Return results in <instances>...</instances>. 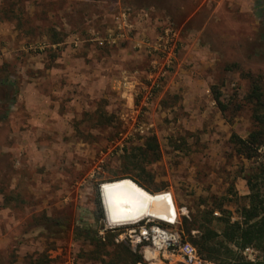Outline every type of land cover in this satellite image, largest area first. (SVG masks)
<instances>
[{"label": "rangeland", "instance_id": "374dc122", "mask_svg": "<svg viewBox=\"0 0 264 264\" xmlns=\"http://www.w3.org/2000/svg\"><path fill=\"white\" fill-rule=\"evenodd\" d=\"M127 9L132 28L110 41L115 15ZM259 22L255 0H0V264H98L81 257L72 228L104 234L103 224L126 240L131 223L108 221L99 186L122 177L125 147L150 141L158 158L142 180L152 194H170L176 222L168 228L181 242L190 243L182 227L212 201L236 219L247 176L264 161V146L248 159L230 142L253 128L244 98L248 73L264 75V57L251 49ZM168 25L178 37L166 64L144 44ZM69 216L62 227L48 219ZM136 247L137 264H184L162 251L147 258V242Z\"/></svg>", "mask_w": 264, "mask_h": 264}, {"label": "trees", "instance_id": "16d2710c", "mask_svg": "<svg viewBox=\"0 0 264 264\" xmlns=\"http://www.w3.org/2000/svg\"><path fill=\"white\" fill-rule=\"evenodd\" d=\"M255 13L259 18V27L251 49L259 57H264V0H255ZM60 38H54L52 43H59ZM250 88L245 95L252 112L253 128L246 137L236 133L230 136L235 152L245 158H256L259 149L264 146V75L248 73ZM213 98L220 109L224 111L227 105L220 100V94L211 88ZM157 146L153 142H146L137 147H125L123 149L121 164L122 177L128 178L140 187L149 191L142 180L141 172L146 170L147 164L158 158ZM153 156V157H152ZM257 171L252 176H247L249 193L247 202L238 210L236 219H232L231 211L224 208V201H212L210 207L204 208L194 217V221L188 222L182 227L183 235L196 249L197 256L214 264H264V161L256 167ZM115 178L109 181H113ZM97 217H104L101 199L97 198ZM219 215H214V213ZM56 224L69 225L70 216L66 222L62 218H48ZM104 234H99L98 228L90 224L77 223L72 228L75 239L82 240L80 245L81 257L98 264H137L143 262V256L138 251V246L132 248L128 240L115 241V233L112 229L105 228ZM192 230H197L192 234ZM246 249L257 252L254 259L244 254ZM46 260L37 259L29 264H46Z\"/></svg>", "mask_w": 264, "mask_h": 264}, {"label": "built area", "instance_id": "2783aa9c", "mask_svg": "<svg viewBox=\"0 0 264 264\" xmlns=\"http://www.w3.org/2000/svg\"><path fill=\"white\" fill-rule=\"evenodd\" d=\"M133 14L129 9L119 11L115 15V32L114 35H109L110 41L115 39H125L128 32L132 28ZM178 34L176 30L168 25L156 35L153 43L146 41L145 50L149 54L159 53L162 56V60L167 64L175 53L177 46ZM102 43V42H100ZM156 60L153 61V67L155 68ZM160 74V68L158 71ZM153 73L150 72V77H153ZM119 83H129L127 76L120 78ZM170 195V194H169ZM216 213V212H215ZM176 222V213L172 222H166L163 220H154V218H143L137 222L131 223V226L125 228L123 234L124 238L129 241L132 246H136L141 242L148 243V249L153 252L162 251L170 255H178L182 263L184 264H198L200 262L199 257L196 254L195 248L188 242H181L178 234L168 228Z\"/></svg>", "mask_w": 264, "mask_h": 264}, {"label": "bare ground", "instance_id": "6f19581e", "mask_svg": "<svg viewBox=\"0 0 264 264\" xmlns=\"http://www.w3.org/2000/svg\"><path fill=\"white\" fill-rule=\"evenodd\" d=\"M101 192L107 219L112 224H130L143 217L172 222L176 213L168 193H149L128 179L106 183ZM149 254L155 255L146 250L147 258L151 257Z\"/></svg>", "mask_w": 264, "mask_h": 264}, {"label": "water", "instance_id": "95a60500", "mask_svg": "<svg viewBox=\"0 0 264 264\" xmlns=\"http://www.w3.org/2000/svg\"><path fill=\"white\" fill-rule=\"evenodd\" d=\"M122 179H128V178H120V179H116V180H113V181H108L109 183L110 182H115V181H120V180H122ZM129 180H131V179H129ZM132 181V180H131ZM108 182H104V183H108ZM104 183H101L100 184V186H99V191H101L100 189L102 188V184H104ZM135 183V182H134ZM101 194V193H100ZM102 199V198H101ZM101 203H102V200H101Z\"/></svg>", "mask_w": 264, "mask_h": 264}, {"label": "crops", "instance_id": "0c3cea01", "mask_svg": "<svg viewBox=\"0 0 264 264\" xmlns=\"http://www.w3.org/2000/svg\"><path fill=\"white\" fill-rule=\"evenodd\" d=\"M126 70H121L120 73L118 74V76L121 74V72H125Z\"/></svg>", "mask_w": 264, "mask_h": 264}]
</instances>
